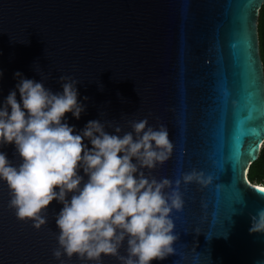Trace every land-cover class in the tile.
Wrapping results in <instances>:
<instances>
[{
    "label": "water",
    "instance_id": "obj_1",
    "mask_svg": "<svg viewBox=\"0 0 264 264\" xmlns=\"http://www.w3.org/2000/svg\"><path fill=\"white\" fill-rule=\"evenodd\" d=\"M264 0H0V100L16 83L17 70L60 89L59 76L70 75L78 99L87 96L79 119L148 118L165 125L173 150L152 170L174 182L193 169L209 183H184V201L173 209L174 252L152 264H264V233H250L251 215L264 208L263 185L248 172L260 155L259 137L234 141L238 121L247 115L248 93L264 97V61L259 19ZM26 42V43H23ZM98 83L103 85L101 89ZM19 99V96H18ZM104 115L100 116V112ZM259 124V121L256 122ZM111 131V129H109ZM256 154L234 172L227 162L236 150ZM233 148V151H232ZM9 158L12 145L5 146ZM13 162H17L15 159ZM9 190L0 180V264H59L55 200L36 228L8 207ZM228 232L227 238L223 236ZM206 235L209 238H206ZM124 253V247L120 249ZM66 264H85L73 256ZM103 264H119L103 257Z\"/></svg>",
    "mask_w": 264,
    "mask_h": 264
},
{
    "label": "clouds",
    "instance_id": "obj_2",
    "mask_svg": "<svg viewBox=\"0 0 264 264\" xmlns=\"http://www.w3.org/2000/svg\"><path fill=\"white\" fill-rule=\"evenodd\" d=\"M37 72L39 80L15 71L14 87L0 100V180L9 190L8 207L38 229L50 202L61 205L52 250L59 264L73 256L85 264H103L105 256L119 264L164 260L174 252L171 213L184 203L181 179L207 184L209 178L193 169L175 186L167 177L157 179L152 170L173 150L165 125L154 127L143 117L127 120L131 130H124L98 118L77 129L66 113L79 119L86 111L89 98L78 99L80 81L62 74L60 89L53 91L44 83L50 73ZM8 145L12 158L3 150ZM249 232L264 233V208L251 215Z\"/></svg>",
    "mask_w": 264,
    "mask_h": 264
},
{
    "label": "snow or ice",
    "instance_id": "obj_3",
    "mask_svg": "<svg viewBox=\"0 0 264 264\" xmlns=\"http://www.w3.org/2000/svg\"><path fill=\"white\" fill-rule=\"evenodd\" d=\"M247 95V115L242 116L239 119L237 132L236 135L233 137L234 141H239V145L242 144L243 137L249 134L259 137L260 132L264 130V97H261L259 102H257L255 99V92H249ZM257 121H259V124L256 123ZM257 143L258 141H254L250 145L246 156L242 154L239 149L236 150L234 160L227 162L224 167L226 168V166L230 164L232 172H234L236 168H240L241 170H243L247 163L255 157ZM259 191L264 194V189H259Z\"/></svg>",
    "mask_w": 264,
    "mask_h": 264
},
{
    "label": "trees",
    "instance_id": "obj_4",
    "mask_svg": "<svg viewBox=\"0 0 264 264\" xmlns=\"http://www.w3.org/2000/svg\"><path fill=\"white\" fill-rule=\"evenodd\" d=\"M259 36L261 54L264 61V4L260 11ZM248 175L252 183L264 186V144L261 148L259 158L252 163Z\"/></svg>",
    "mask_w": 264,
    "mask_h": 264
}]
</instances>
